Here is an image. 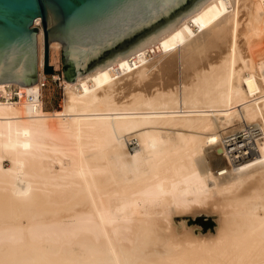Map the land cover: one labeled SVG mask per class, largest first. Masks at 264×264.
Returning <instances> with one entry per match:
<instances>
[{
	"label": "bare ground",
	"instance_id": "1",
	"mask_svg": "<svg viewBox=\"0 0 264 264\" xmlns=\"http://www.w3.org/2000/svg\"><path fill=\"white\" fill-rule=\"evenodd\" d=\"M65 91L0 103V264H264V0H203ZM191 211L215 231L179 233Z\"/></svg>",
	"mask_w": 264,
	"mask_h": 264
},
{
	"label": "water",
	"instance_id": "2",
	"mask_svg": "<svg viewBox=\"0 0 264 264\" xmlns=\"http://www.w3.org/2000/svg\"><path fill=\"white\" fill-rule=\"evenodd\" d=\"M201 0H0V85L37 84V35L44 34V72L50 45L63 46L65 81L112 66L154 32L187 14Z\"/></svg>",
	"mask_w": 264,
	"mask_h": 264
},
{
	"label": "rangeland",
	"instance_id": "3",
	"mask_svg": "<svg viewBox=\"0 0 264 264\" xmlns=\"http://www.w3.org/2000/svg\"><path fill=\"white\" fill-rule=\"evenodd\" d=\"M202 1L203 0L199 1L194 7H196ZM167 26H165V27H167ZM165 27H163L161 30H163ZM160 31H158V32H160ZM158 32H154L152 35H155ZM60 46H61V49H54L53 50L50 48L49 65L53 67V74H45L44 70H42V72H41V70L38 67L39 62H37L38 75L40 73H44V75L46 76V79H47L46 88H44V90H43L44 110L47 112H50V113H54V114L55 113H62L64 110V102L66 99L65 86H66V84H68L65 81V73L63 71V68H64V63H63V59H62L63 46L62 45H60ZM37 53H38V50H37ZM154 56L157 57L158 54H151L149 57L154 58ZM58 78H60V81L58 80ZM56 79H57V81H55ZM39 81H40V76H38V79H37L38 83H39ZM220 129L221 128H219V130H218L219 132H220ZM246 136L247 135L245 134V132L240 130V131H238L236 138H237L238 142H240V144H243V142L247 139ZM132 144L129 145L130 150H132L136 146V141L133 142ZM203 152H205L203 157L205 159L207 157H209L206 160L210 161V159H211L212 163H214V164L219 162V158H222L225 160V156L221 155V154H223V151H222L221 147L219 146V139L212 142V143H209V145H206ZM218 153H220V155ZM8 164L9 163H6L7 167H8ZM56 167L59 168V165H56ZM220 174H221V172L218 173V176ZM225 176H219V177L223 178ZM193 212L194 211L174 216V220H173L174 226L176 227V229L178 230L179 233H182L184 231V227H187L188 229L199 228V229H201L203 234H207L209 232L213 233L215 231V229L217 227V220H218V216L216 213L207 212V211H204L202 213H195V212L193 213Z\"/></svg>",
	"mask_w": 264,
	"mask_h": 264
},
{
	"label": "built area",
	"instance_id": "4",
	"mask_svg": "<svg viewBox=\"0 0 264 264\" xmlns=\"http://www.w3.org/2000/svg\"><path fill=\"white\" fill-rule=\"evenodd\" d=\"M60 81V78H58ZM47 79L40 80V90L37 92L27 93L22 88L17 86H9L5 91L0 93V103H10V104H18L25 103L28 104L33 112H39L43 107V90L46 88ZM57 81V79L55 80ZM61 84V83H60Z\"/></svg>",
	"mask_w": 264,
	"mask_h": 264
}]
</instances>
